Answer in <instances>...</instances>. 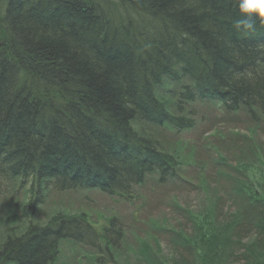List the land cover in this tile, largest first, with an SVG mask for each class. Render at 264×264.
<instances>
[{
	"label": "trees",
	"instance_id": "obj_1",
	"mask_svg": "<svg viewBox=\"0 0 264 264\" xmlns=\"http://www.w3.org/2000/svg\"><path fill=\"white\" fill-rule=\"evenodd\" d=\"M22 3H0V181L30 182L31 198L42 181L59 192L123 197L153 173L172 179L177 155L158 137L193 128L185 108L198 101L264 119V28L234 30L237 0H44L28 11ZM9 60L45 62L63 90L38 107L27 103ZM165 76L190 81L168 107L155 95ZM244 176L231 184L236 208L225 218L189 212V230L167 236L171 256L143 245L134 264H264V178L254 186ZM116 221L97 235L83 212L46 225L28 219L22 234L6 235L0 264H53L63 242H84V230L110 264H130L112 260L116 240L125 243Z\"/></svg>",
	"mask_w": 264,
	"mask_h": 264
},
{
	"label": "rangeland",
	"instance_id": "obj_2",
	"mask_svg": "<svg viewBox=\"0 0 264 264\" xmlns=\"http://www.w3.org/2000/svg\"><path fill=\"white\" fill-rule=\"evenodd\" d=\"M180 82L190 81L183 78ZM177 93V87L167 82L159 90L160 98L172 103ZM185 112L194 120L192 129L178 134L164 130L158 137L162 145L177 155V174L161 182L153 173L126 198L87 189L58 192L42 181L40 194L44 204L41 206L31 204L29 182L19 187L18 180L0 181V245L8 233L17 236L24 232L28 219H32V205L37 208L34 220L41 224L57 212L66 216L83 212L97 235L104 233L109 219L115 217L117 227L123 232L125 243L122 244L129 248L115 239L112 260L117 262L126 257L130 264L141 257L139 250L143 245L162 258L171 256L175 243L170 245L167 236L181 229L189 230V212H207L225 218L236 208L234 192L230 191L235 186L231 184L239 183L244 175L251 174L254 186L264 178V119L260 115L252 119L243 110L226 113L216 105L199 101L187 106ZM257 190L264 191V184ZM217 201H221L219 209L214 205ZM77 235L87 242L94 238L89 230ZM110 235L115 238L113 232ZM74 243L75 247L65 241L53 264H110L103 250L92 249L85 241ZM95 243L99 244V239Z\"/></svg>",
	"mask_w": 264,
	"mask_h": 264
},
{
	"label": "bare ground",
	"instance_id": "obj_3",
	"mask_svg": "<svg viewBox=\"0 0 264 264\" xmlns=\"http://www.w3.org/2000/svg\"><path fill=\"white\" fill-rule=\"evenodd\" d=\"M20 1L23 2L21 4L22 5L21 10L23 11H28L29 9H31L33 4L36 3L40 4L44 2V0H20ZM1 2H4V0H0V3ZM183 39H187V38L184 36ZM0 47H2L1 44ZM4 62L7 63L6 60H4ZM9 63L11 67L10 71L12 72L14 85H16V87H19L23 90L30 91L29 95L26 97L27 103L35 104L38 107L42 105V103L48 102L55 93L60 92V88L62 89V87H60V85H58V83L54 80L55 78H53L50 75H47L46 72H44V69L48 67V64H46L45 62H42L41 64L34 66L33 64H31L29 60V63H26L28 64V67H25L22 62H16V61L13 62L12 60H9ZM163 82H167L168 84H170L175 88L177 87L178 89L177 94H180L186 88V85L179 82L178 79H174L168 76L162 78L161 83ZM191 89L195 91L194 86ZM155 95L161 103H164L167 106L166 100L159 98L157 88L155 90ZM207 101L208 100H204V102L208 103ZM45 108L46 107H43L41 110L43 111V114L47 115L48 111ZM165 109L168 112V109L167 108ZM40 122L41 119L37 121V124L35 126L38 127ZM2 173L3 170L0 169V175ZM37 204L38 205L41 204V206H43L44 200H39V202L37 201ZM36 209H37L36 207L32 206L31 208L32 219L29 220L37 221L34 220V216L37 211Z\"/></svg>",
	"mask_w": 264,
	"mask_h": 264
},
{
	"label": "clouds",
	"instance_id": "obj_4",
	"mask_svg": "<svg viewBox=\"0 0 264 264\" xmlns=\"http://www.w3.org/2000/svg\"><path fill=\"white\" fill-rule=\"evenodd\" d=\"M237 15L233 28L248 34L258 27L264 28V0H237Z\"/></svg>",
	"mask_w": 264,
	"mask_h": 264
}]
</instances>
